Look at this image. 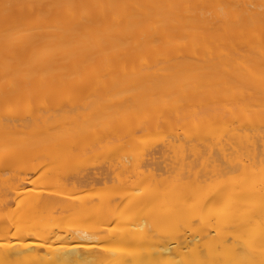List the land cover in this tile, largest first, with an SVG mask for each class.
Wrapping results in <instances>:
<instances>
[{
	"label": "bare ground",
	"instance_id": "6f19581e",
	"mask_svg": "<svg viewBox=\"0 0 264 264\" xmlns=\"http://www.w3.org/2000/svg\"><path fill=\"white\" fill-rule=\"evenodd\" d=\"M0 264H264V0H0Z\"/></svg>",
	"mask_w": 264,
	"mask_h": 264
},
{
	"label": "rangeland",
	"instance_id": "374dc122",
	"mask_svg": "<svg viewBox=\"0 0 264 264\" xmlns=\"http://www.w3.org/2000/svg\"><path fill=\"white\" fill-rule=\"evenodd\" d=\"M87 95H89V94H93L92 92H88V93H86ZM77 97H80V96H78V95H73V96H67V97H63L62 98V102H64V103H66L67 101H70V98H72V100L71 101H77V100H75V98L76 99H78ZM85 97V99L88 101V100H93V98L95 99V96H93V95H91V96H84ZM87 97V98H86ZM92 97V98H91ZM67 98V99H66ZM69 98V99H68ZM66 100V101H65ZM50 101V100H49ZM48 101V102H49ZM53 100H51V102H52ZM51 103L49 102V105H50ZM20 113L22 112V113H25V112H27V111H23V110H21V111H19ZM107 150H108V152L110 151V149H111V147H112V143H108L107 144V146L105 145L104 146ZM103 147V150L102 149H100V151L102 150V152L103 151H105V148ZM109 149H108V148ZM106 150V151H107ZM96 151H98V150H96ZM99 152V151H98ZM108 152H106V153H108ZM93 153V152H92ZM104 153V152H103ZM106 153H104V155H101L102 157H105V155H108V154H106ZM95 154V153H94ZM23 155V154H22ZM97 157L100 155V154H95ZM21 157V156H20ZM23 157H24V155H23ZM23 157H22V159H20L21 161H18V162H16L15 161V163H14V161L13 160H10V163H11V161H13L12 163H14V164H10V165H14V168H16V169H18V170H20V171H22V170H24V168L26 169L27 168V165H29L30 166V164L32 165V163H31V157H28V158H26L27 156H25V158H26V160H30V162L29 161H24V159H23ZM91 157V156H90ZM100 157V156H99ZM95 158V157H94ZM94 158H92V159H94ZM17 159V158H16ZM19 159V158H18ZM90 159V158H89ZM103 159V158H102ZM102 159H98L97 158V162L99 161V160H102ZM94 160H96V159H94ZM105 160V159H104ZM33 161V160H32ZM90 160H88V162H89ZM92 162H93V160H92ZM92 162H89V164L90 163H92ZM95 162V161H94ZM97 162L95 163V164H97ZM100 162V161H99ZM99 164V163H98ZM75 165L77 166V167H75ZM74 165V170H78V169H80L81 167H80V162L78 161L76 164ZM11 168H12V166H11ZM14 168H12L14 171H16V169H14ZM23 168V169H22ZM76 168V169H75ZM22 169V170H21ZM73 170V169H72ZM76 171H74V172H76ZM34 175V174H33ZM32 174H31V176H30V179H31V183L33 184V186L31 187V186H28L27 184H29V179H28V183L27 184H25V185H23V187L21 188L22 189V192L24 191V189L26 188V190L28 189V190H30L31 188H33V189H36L38 186H39V183H40V181H39V183H36L35 185L36 186H34V183H35V180H36V182H37V179L39 178L38 177V175H39V173H37V175L36 176H33ZM112 180H114V179H112ZM111 181V180H110ZM110 183H113V184H110ZM103 183H100V185H102ZM108 184L109 185H107L106 184V186L105 185H103V186H100L99 185V188L100 187H103L102 189H101V191H100V193L102 192V194H108V191H109V189L113 192L114 190H113V187L112 186H114V184H115V180L113 181V182H108ZM26 185H27V187H26ZM29 185H31V184H29ZM24 186H25V188H24ZM104 186L108 189V191L107 190H105L104 189ZM29 187V188H28ZM34 187H36V188H34ZM97 187V186H96ZM96 187H95V189H96ZM25 190V191H26ZM32 190V189H31ZM97 190V189H96ZM100 190V189H99ZM105 190V191H104ZM93 193H95V192H93ZM110 194H111V192H110ZM110 194H108V195H110Z\"/></svg>",
	"mask_w": 264,
	"mask_h": 264
}]
</instances>
